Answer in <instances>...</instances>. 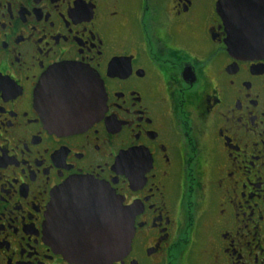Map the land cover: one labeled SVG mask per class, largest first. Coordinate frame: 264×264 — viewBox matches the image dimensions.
I'll return each instance as SVG.
<instances>
[{"label":"flooded vegetation","instance_id":"flooded-vegetation-1","mask_svg":"<svg viewBox=\"0 0 264 264\" xmlns=\"http://www.w3.org/2000/svg\"><path fill=\"white\" fill-rule=\"evenodd\" d=\"M256 35L264 0H0V264H80L69 222L101 200L64 203L81 177L134 215L105 264H264V53L232 50ZM65 65L103 91L98 121L40 90Z\"/></svg>","mask_w":264,"mask_h":264},{"label":"water","instance_id":"water-1","mask_svg":"<svg viewBox=\"0 0 264 264\" xmlns=\"http://www.w3.org/2000/svg\"><path fill=\"white\" fill-rule=\"evenodd\" d=\"M257 40L253 44L244 47H233L235 53L240 55L264 53V43L258 41V35L254 37ZM79 66L65 65L53 71L49 78L43 82L40 90L45 86L50 89V98L58 100L68 99L66 107L55 106L56 113L66 118L71 115L74 120L89 121L92 124L101 118L104 112V103L101 94L103 91H96L93 85V78L86 75ZM90 80V81H89ZM75 82L79 83L76 84ZM86 85L91 86L90 90H83ZM43 87V88H42ZM89 96L86 101L85 96ZM82 101L79 103V98ZM61 101V103H62ZM58 104V103H57ZM85 122L67 125L66 128L77 129L83 127ZM95 190L99 193L101 200L98 202V216L92 222L91 226H85L83 214L79 220L82 223L78 230L75 229V223L70 220L69 226H72V233L65 240V253L68 258L75 260L80 264H105L112 263L115 260L122 259L130 251L131 242L135 236L134 215L124 206L123 199L115 196L114 192L108 194L107 187L93 179L81 177L78 180L69 182L64 189V203H67V197L73 193L81 191ZM77 208H82V203H76ZM67 210L72 208V204L65 205ZM85 217V216H84ZM47 238H53V216L52 209L47 214L45 223ZM60 242V241H59ZM61 242H64L61 239ZM60 242V243H61Z\"/></svg>","mask_w":264,"mask_h":264}]
</instances>
